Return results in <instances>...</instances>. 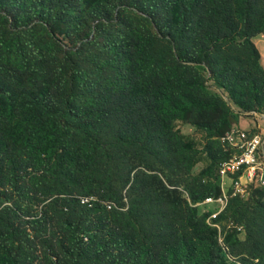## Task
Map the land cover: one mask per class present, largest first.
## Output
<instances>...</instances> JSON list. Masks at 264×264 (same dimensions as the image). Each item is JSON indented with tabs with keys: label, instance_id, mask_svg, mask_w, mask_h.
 I'll list each match as a JSON object with an SVG mask.
<instances>
[{
	"label": "trees",
	"instance_id": "obj_1",
	"mask_svg": "<svg viewBox=\"0 0 264 264\" xmlns=\"http://www.w3.org/2000/svg\"><path fill=\"white\" fill-rule=\"evenodd\" d=\"M9 1L17 8L29 6L43 25L28 30L29 34H39L34 35V39L0 36V70L7 65L22 73L36 75L41 82L24 95L0 86V185L12 183L23 169L42 172L43 176L50 173L58 191L53 193L57 197L49 205L61 207V212L67 210L62 207L66 204L62 201L67 200L60 196H68L69 185H82L83 190L91 186L89 181L93 180L97 152L104 150V143L96 131L100 119L98 99L89 92L93 75H96L93 72L97 69L85 68L77 61L83 47L91 42L87 41L74 51L67 49L56 54L59 44L65 41L73 44L87 37L88 29L83 22L91 20L89 12L97 13L95 19L107 21L112 31L106 42L108 55L102 65L114 70L113 85L139 88L162 121L184 120L191 113L211 111L214 97L201 79L202 73H207L203 62L210 56L214 68L220 66L217 71L226 74L230 60L219 61L215 55L227 45L246 48L257 59L258 51L251 37L264 31V18L252 28L251 21L255 17L252 0H234L235 10L227 0L171 1L176 10L170 31L156 22L157 30L161 34L167 32L170 39V47L166 48L158 47L152 31L140 27L138 21L146 22L142 17L126 19L119 16L114 24L109 23L120 0ZM165 4L166 0H139L133 6L154 19L151 8ZM204 29L206 31L201 34ZM196 37H201L203 43L193 52L191 41ZM255 64L259 69L257 61ZM220 84L239 107L248 110L253 102L243 103V96L246 91L253 94L264 88V76L261 73L258 76L237 73L229 82ZM219 149L221 161L224 154L220 146ZM219 194L218 185L215 190L202 186L192 201L202 202ZM70 201L79 207V213L72 217L68 213L63 220L61 229L66 238L52 244L53 248L45 256V264L74 263L75 260L81 264H98L105 246L113 252L125 250L119 264H221L217 257L225 256L223 247L209 235L213 228L207 223L209 213H204L200 219L202 230L198 234L182 236L155 259L149 246L137 251L127 236H121L118 230L110 228V234H106L104 227H110L106 223L119 220L123 212L116 205L109 210L97 200L92 201L90 207L81 205L79 197ZM233 201L257 205L264 211V206L256 201L253 204ZM228 213L218 219L220 224L226 222ZM188 220L191 223L199 220L196 208L192 209ZM7 223L0 225V264H20L22 238L14 224ZM90 247H96L93 255L88 253Z\"/></svg>",
	"mask_w": 264,
	"mask_h": 264
},
{
	"label": "rangeland",
	"instance_id": "obj_2",
	"mask_svg": "<svg viewBox=\"0 0 264 264\" xmlns=\"http://www.w3.org/2000/svg\"><path fill=\"white\" fill-rule=\"evenodd\" d=\"M138 1L120 0V5L110 15L109 23L114 24L119 16L126 19L142 17L146 22L138 21V24L153 32L158 47H170L167 32L161 34L156 22L170 31L176 10L171 4L173 0L152 7L154 19L133 6ZM227 1L235 10V1ZM252 3L255 17L251 25L254 29L264 18V0H252ZM0 10V36L18 35L27 40L39 35L27 33L43 25L29 6L21 9L13 6L12 1L0 0ZM96 15V12H89L91 20L83 22L88 29L86 38L73 44L67 41L59 44L56 54L67 49L74 51L87 41L91 42L83 47L77 61L85 68L97 69L93 72L96 75H93V86L89 92L98 99L100 119L96 131L104 143V150L97 152L93 180L89 181L91 186L83 190L82 185H69L68 196H60L67 200L62 201L66 203L62 205L66 211L61 212V207L49 205L57 197L53 193L58 191L50 173L43 176L42 172L23 169L12 183L0 185V225L13 223L18 230L22 238V251L18 257L20 264H45V256L54 243L66 238L61 229L63 220L68 213L71 217L79 213V207L70 201L74 197L115 203L123 212L119 220L106 223L110 225L104 227L106 234L110 228L116 229L121 236H127L134 249L138 251L149 246L155 259H159L182 236H193L202 230L200 219L206 208L197 206L201 200L193 203L192 197L198 195L202 186L203 189L214 187V190L217 187L221 155L216 137L230 126L248 128L252 124L259 127V132L264 135V120L253 114H264V88L253 94L246 91L242 102H253V106L246 110L239 107L220 84L229 82L230 77L237 73L256 76L261 73L264 76V58L259 52L256 59L246 48L224 46L215 56L219 61L230 60L226 74L217 71L220 66L214 68L209 56L203 62L207 73H202L201 79L214 97V108L204 114L191 113L184 120L162 121L139 88H117L113 85L114 70L102 65L108 55L106 42L112 31L107 21L95 19ZM44 26L48 27L47 24ZM205 31L202 30L201 34ZM257 37L260 38V34L251 37L254 45ZM201 43L202 38L196 37L191 41V50L195 52ZM1 68L2 89L24 95L41 82L36 75L22 73L7 65ZM193 208L198 210L199 220L191 223L188 217ZM261 208L234 202L228 208L225 224L220 227L222 231L212 228L209 232L223 247L225 256L217 257L221 264H264V211ZM230 222L243 225V231L229 228ZM95 250L96 247H90L88 253L93 255ZM124 251L113 252L105 246L98 264H119ZM65 264L81 263L75 260L74 263L65 261Z\"/></svg>",
	"mask_w": 264,
	"mask_h": 264
},
{
	"label": "built area",
	"instance_id": "obj_3",
	"mask_svg": "<svg viewBox=\"0 0 264 264\" xmlns=\"http://www.w3.org/2000/svg\"><path fill=\"white\" fill-rule=\"evenodd\" d=\"M253 114L264 120V114ZM258 129L253 124L248 128L234 126L217 138L224 154L218 167L220 194L209 196L198 205L206 208L205 213H209L207 223L219 231L218 219L233 200L250 204L256 201L264 206V135ZM92 200L81 197L80 203L90 207ZM106 206L111 210L115 204L108 202ZM228 227H234L239 232L243 230L242 225H233V222Z\"/></svg>",
	"mask_w": 264,
	"mask_h": 264
},
{
	"label": "crops",
	"instance_id": "obj_4",
	"mask_svg": "<svg viewBox=\"0 0 264 264\" xmlns=\"http://www.w3.org/2000/svg\"><path fill=\"white\" fill-rule=\"evenodd\" d=\"M259 55L264 58V33L260 34V38L257 37V43H255ZM264 61V59H263Z\"/></svg>",
	"mask_w": 264,
	"mask_h": 264
},
{
	"label": "clouds",
	"instance_id": "obj_5",
	"mask_svg": "<svg viewBox=\"0 0 264 264\" xmlns=\"http://www.w3.org/2000/svg\"><path fill=\"white\" fill-rule=\"evenodd\" d=\"M222 159H223V158H222ZM221 161H222V160H221ZM221 161H220V162H221ZM220 162H219V163H220ZM218 167H219V165H218ZM217 177H218V173H217ZM217 181H218V184H217V185H218V187L220 188L219 177H218ZM80 198H81V197H79V199H80ZM94 201H95V200H94ZM235 201H236V200H235ZM239 201H242V200H239ZM233 202H234V201H233ZM233 202H232V203H233ZM242 202H243V201H242ZM200 203H201V202H200ZM232 203H231V204H232ZM80 204H81V203H80ZM91 204H92V202H91ZM103 204L106 205V203H103ZM198 204H199V203H198ZM198 204H197V206H198ZM81 205H82V204H81ZM229 207H230V206H229ZM227 211H228V210H227ZM227 211H226V212H227ZM223 224H225V223H223ZM223 224H220V226L222 227ZM238 225H239V224H238ZM242 226H243V225H242ZM243 229H244V227H243ZM218 230H219V229H218ZM220 231H222V230H220ZM242 231H243V230H242Z\"/></svg>",
	"mask_w": 264,
	"mask_h": 264
}]
</instances>
